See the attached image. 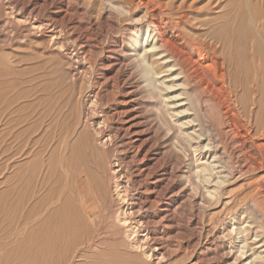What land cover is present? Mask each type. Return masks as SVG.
<instances>
[{
    "label": "bare ground",
    "instance_id": "bare-ground-1",
    "mask_svg": "<svg viewBox=\"0 0 264 264\" xmlns=\"http://www.w3.org/2000/svg\"><path fill=\"white\" fill-rule=\"evenodd\" d=\"M0 20V264H264V0H0ZM27 32L70 59L59 161L49 109L19 105Z\"/></svg>",
    "mask_w": 264,
    "mask_h": 264
},
{
    "label": "rangeland",
    "instance_id": "rangeland-1",
    "mask_svg": "<svg viewBox=\"0 0 264 264\" xmlns=\"http://www.w3.org/2000/svg\"><path fill=\"white\" fill-rule=\"evenodd\" d=\"M1 21V20H0ZM3 22V19H2ZM127 22H122L121 25H125ZM3 25L0 24V33L5 34V28L2 27ZM38 35V34H37ZM36 37V38H35ZM30 38V39H29ZM28 39V40H27ZM30 40V41H29ZM23 42V44H22ZM29 42V43H27ZM33 42V43H32ZM12 49H18L21 53L24 54V74H23V79H24V83L20 88V92H21V97H20V101H19V105L21 107H28L27 110L25 111V113L28 114L25 115V117L27 118L29 116L30 113L36 111V112H44L45 109H49L48 111V118H50L49 120L46 118L44 120L39 121V127L42 129L40 132H37V136H39L44 142H42L41 140V144H40V148L45 149V155L47 153V155L45 156L47 159L48 154L51 153V151L55 150L56 156H57V160L59 161L61 159V157L66 156V149H67V143L69 141V135H70V131H71V123H70V114H71V108H72V103L69 99L71 98V84H72V80L69 76V72L68 69L70 67V59L68 58V56L63 54H59L56 51H49V49L46 48L45 43L42 41V39L40 38V34L39 36H36V34H28L24 33L22 35V38H16L14 39V41L12 42ZM15 44V45H14ZM32 44V45H31ZM20 47H19V46ZM25 47H24V46ZM29 45V46H28ZM40 45V46H38ZM14 46V47H13ZM28 46V47H27ZM33 47V48H32ZM36 47V48H35ZM27 48V49H26ZM27 50V51H26ZM36 50V51H35ZM41 50V51H39ZM31 51V54H29ZM47 53V55L44 53ZM9 52V51H7ZM43 52V53H42ZM54 52V54H53ZM28 53V54H26ZM57 53V54H56ZM23 54H21L23 56ZM53 54V55H51ZM29 57H28V56ZM62 56V57H61ZM65 57V58H64ZM27 58V59H26ZM33 58V59H32ZM47 58V59H46ZM62 58V59H61ZM100 58V57H99ZM29 59V60H28ZM53 59V60H52ZM28 60V61H27ZM30 60H32L31 62H29ZM34 61V62H33ZM38 61V62H37ZM41 61V62H40ZM43 61V62H42ZM49 61V62H48ZM50 64H48V63ZM53 62V63H52ZM63 62V63H62ZM65 62V63H64ZM67 62V63H66ZM28 63H31L30 65ZM41 63V64H40ZM59 63V64H58ZM61 63V64H60ZM46 64V65H45ZM53 64V65H52ZM58 64V65H57ZM83 63H81V67H83L82 65ZM28 65V66H26ZM34 65V66H33ZM37 65V66H35ZM39 65H41V67L44 68H40ZM63 65V66H62ZM49 66V70L48 67ZM32 67V68H31ZM46 67V68H45ZM51 67V68H50ZM58 67V68H57ZM56 68V69H55ZM63 68V69H62ZM33 69V70H32ZM41 69V70H40ZM43 69H46L44 71H46L44 73ZM53 69V70H52ZM40 70V71H39ZM60 70V71H59ZM34 71V72H33ZM37 71V72H36ZM57 71V72H56ZM83 71H85V68H82L80 75L77 77V84H78V90H82L84 94H86L88 92V90L91 88V86H93V82H89L88 83V76L84 77V74L82 73ZM39 72V73H38ZM51 72V74L49 73ZM53 72V73H52ZM68 72V73H67ZM42 73V75H41ZM102 73V72H101ZM36 74V77H35ZM39 76H38V75ZM53 74V75H52ZM96 74L98 75L99 73L96 72ZM95 74V75H96ZM30 78H28L29 76ZM66 75V78H65ZM94 75V76H95ZM96 75V76H97ZM64 76V77H63ZM27 77V78H26ZM34 77V78H33ZM61 77V78H60ZM81 77V78H80ZM83 77V78H82ZM34 81H33V80ZM46 79V80H44ZM58 79V80H57ZM60 79V80H59ZM66 80V81H65ZM39 81V83H38ZM54 81V82H53ZM43 82V83H42ZM64 82H67L66 84ZM71 82V83H70ZM86 84H85V83ZM88 83V84H87ZM29 84V85H28ZM35 84V85H33ZM28 85V86H27ZM40 85V86H39ZM61 85V86H60ZM32 86V87H31ZM52 86V87H51ZM63 86V87H62ZM80 86V87H79ZM55 87V90H54ZM24 88V89H23ZM32 88V89H31ZM51 88V89H50ZM39 89V90H37ZM41 89V90H40ZM60 89V90H59ZM52 90V91H51ZM66 90V91H65ZM23 91V92H22ZM39 91V92H38ZM54 91V92H53ZM24 93V94H23ZM43 93V94H42ZM41 94V96H40ZM46 94V95H44ZM50 94V95H49ZM54 94V95H52ZM68 94V95H67ZM37 95V96H36ZM49 95V96H48ZM64 95V96H63ZM33 96V97H32ZM40 96V97H39ZM45 96V97H44ZM28 101H27V99ZM32 97V98H31ZM39 99H38V98ZM44 97V98H43ZM35 98V100H34ZM56 98V99H55ZM26 99V100H24ZM30 99V100H29ZM64 99V102H63ZM22 100L24 103H22ZM33 101V102H31ZM36 101V102H35ZM38 101V102H37ZM60 103V104H59ZM46 104V105H45ZM39 105V106H38ZM70 105V106H69ZM13 106V105H12ZM12 106H10V109L12 111H14L15 108H11ZM37 106V109H36ZM63 106V107H62ZM59 107V108H58ZM41 108V109H40ZM43 108V109H42ZM51 108V109H50ZM57 108V109H56ZM70 108V109H69ZM32 109V111H31ZM35 109V110H34ZM42 111H40V110ZM55 109V110H54ZM78 109V107H77ZM10 110V111H11ZM50 111V112H49ZM54 111V113H53ZM56 111V112H55ZM51 113V115H50ZM60 114V116H59ZM62 114V115H61ZM66 116H65V115ZM53 115V116H52ZM56 115V116H55ZM14 115H10V118H12ZM54 117V118H52ZM65 117H67L65 119ZM60 118V119H59ZM57 119V120H56ZM53 120V121H52ZM65 120V122L63 121ZM50 123H48V122ZM59 121V123H58ZM31 121L26 120L25 123L23 124V127L28 128L31 124ZM47 122V123H46ZM45 123V125H44ZM48 124V125H47ZM50 124V125H49ZM47 126V127H46ZM63 126V128H62ZM45 127V128H44ZM67 127V128H66ZM70 128V130L68 129ZM43 129H44V133H43ZM68 130V131H67ZM52 131V132H51ZM42 132V133H41ZM47 132V133H46ZM51 132V133H49ZM39 133V135H38ZM42 135H41V134ZM45 136H44V135ZM44 137V139H43ZM46 137V138H45ZM67 141V142H66ZM52 144V145H51ZM56 144V145H55ZM50 145V146H49ZM48 146V147H47ZM54 146V147H53ZM49 147H51L49 149ZM53 148V149H52ZM49 149V150H48ZM48 150V151H47ZM51 150V151H50ZM57 151V152H56ZM65 153V154H64ZM101 157V168L103 169L102 176L103 178L106 177L107 178V174H106V164H107V160L108 157H106L107 155L105 153H100ZM18 159V160H17ZM31 159V158H30ZM19 163H23L25 161H27L26 157H17L16 159ZM12 160V161H14ZM12 163V162H11ZM105 163V164H104ZM62 169H60L61 171ZM12 169H10L8 172H6V176H10L12 174ZM9 174V175H8ZM5 180V179H4ZM1 181V180H0ZM6 188L10 187V184H7L5 186ZM5 187L3 188V190L5 189ZM250 190H246L245 193H243V195H245L247 192H249ZM242 195V196H243ZM108 200L103 199V206H104V211H106V209L109 206V202H107ZM90 204V202H89ZM233 206H235V203L233 204ZM212 217V214H207L205 216L206 221L208 222L210 220V218ZM14 232L18 231L16 229H13ZM261 233H264V227L263 229L260 230Z\"/></svg>",
    "mask_w": 264,
    "mask_h": 264
}]
</instances>
